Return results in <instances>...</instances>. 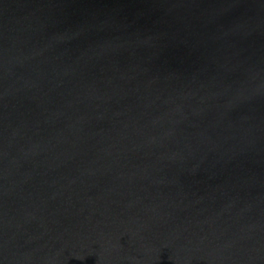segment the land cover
I'll return each instance as SVG.
<instances>
[{
	"label": "water",
	"instance_id": "water-1",
	"mask_svg": "<svg viewBox=\"0 0 264 264\" xmlns=\"http://www.w3.org/2000/svg\"><path fill=\"white\" fill-rule=\"evenodd\" d=\"M0 264H264V0H0Z\"/></svg>",
	"mask_w": 264,
	"mask_h": 264
}]
</instances>
